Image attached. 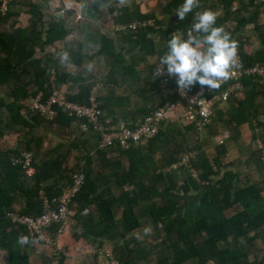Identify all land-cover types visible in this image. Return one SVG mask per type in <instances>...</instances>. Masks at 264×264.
I'll use <instances>...</instances> for the list:
<instances>
[{"label": "trees", "instance_id": "1", "mask_svg": "<svg viewBox=\"0 0 264 264\" xmlns=\"http://www.w3.org/2000/svg\"><path fill=\"white\" fill-rule=\"evenodd\" d=\"M230 1L225 0L227 3ZM182 3L183 0H169L165 4V11L170 13ZM27 12L30 15L29 26L15 27V22H12L9 24L11 28L9 31L2 30V27L17 13L11 11L9 7L7 12H0V86L8 87L6 98H0V139L5 134H19L25 130L27 135H31L32 130L40 122L51 123L33 113L28 108L27 101L39 92L43 93V99L47 97L48 72L53 69H50L48 59L37 57L36 52L43 50L55 40L63 38L64 32L58 25L45 28L43 13L38 4L29 3ZM114 14L116 25L126 26L118 31H122L132 48L139 47L143 55L152 53L163 55L167 50V39L171 38V34L176 30L186 33L184 31L191 27L195 9L184 21L179 20L175 26L163 30L166 43L162 48L156 46L154 38L150 35L152 32H158L154 24L140 25L135 29L129 28L130 23L149 20L150 17L155 18V14H144L138 7L130 6L119 8ZM223 21L224 18H217L216 24L222 26ZM244 22L245 20L239 19L237 27ZM230 33L238 42V53L244 66L264 61V46L255 53L248 54L243 51V42L239 35H235L234 31ZM123 49L124 47L118 49L113 39L107 36L101 37L99 53L106 57L110 65L108 77L111 80V77H115L117 73H122V83L131 86L134 82L131 80L132 74L136 75L137 71L134 63L127 62ZM69 55L72 57V53ZM55 71V85L59 88L60 83L67 81V75L57 69ZM112 81L115 80L112 79ZM241 81L242 97L228 98L221 106L223 110L219 109L220 115L225 116L223 122L235 130L238 125L245 122L258 123L260 108L264 110V82H260L256 76L249 75L244 76ZM154 85L153 88L156 87V83ZM90 87L85 84L80 87L77 95L66 97L70 101L89 105ZM258 94L262 97L260 104L255 99ZM150 96L152 99L157 98L158 101L151 108L140 109L139 120L164 102L162 96ZM107 100V103H101L100 99L96 100L104 116L112 104L117 106V100L123 102L125 99L120 97L117 100L116 98H107ZM119 106L124 105L120 103ZM57 112L53 123L61 127H69L72 122H77L75 117L70 116L67 111L57 109ZM137 122L126 127H133ZM176 122L178 121L164 123L159 133L145 146L126 151L119 147L99 150L98 135L84 133L85 142H89L90 145L85 146L86 154H79L71 167L67 162L68 156L72 150H80L82 145L74 143L63 154L61 151L63 147L58 146L52 152H61V154L56 153L58 156L55 158L40 162H38L39 152L30 147L32 138H28L23 144L24 147L20 149L18 148L21 144L18 148L0 146V253L5 255V261L1 264H36L29 260L27 253L32 244L21 246L17 243L19 235H28L26 229L14 224L7 216L8 212H15L12 208L14 202L20 199L24 203L22 211L16 212L37 216L42 210L40 192L47 198L57 197L62 188L70 185L71 175L78 170H83L86 174L85 184L74 201L77 205L76 219L80 226V235L85 239L106 238L110 241L122 242L116 243L117 250L114 248L116 257L122 264L139 263L149 257L145 247L135 243L131 248L130 241L127 239L128 234L143 225L144 219L156 226L165 224L167 234L175 235V240L170 244L173 260L168 264L187 262L189 264H264L263 261L246 262L244 254L239 249L220 248V245L230 238L233 240L243 238L247 241L246 237L249 233L264 227V199L261 196L260 186L255 182L239 185L238 175L232 171H225L220 176V160L226 154L224 146H219L212 159L204 153H199L195 162V159L191 160L190 167L180 166L169 173L158 171L155 161L156 153L169 148L186 133L196 131L193 127L179 128ZM211 124L205 129H208ZM90 136L96 137V149L93 152L97 154L103 170L95 171L93 168L94 153L92 154L93 143ZM262 147L264 148V137ZM23 150L33 155L32 166L35 173L30 178L25 176L20 165L13 163V159ZM178 150L179 147L175 145L172 152L165 156L167 166L177 162ZM110 152H114L117 156L108 157ZM259 166L263 169L264 161H261ZM106 169H110L111 175L106 174ZM191 170L197 172L198 181L207 183L206 187L201 188ZM212 177L217 179L212 181ZM147 179L151 180V184L146 183ZM159 183L164 184L162 189H159ZM179 183H181L180 190L183 191L182 196L175 193ZM127 184L134 186L137 191H126L124 187ZM101 185L102 189H100ZM113 187L120 189L118 195L113 192ZM192 189H199V191L190 194ZM143 196L148 204L143 208V214L140 216L136 207ZM157 198L159 202L155 201ZM179 202H181L180 205ZM234 208L236 211L227 216L226 211ZM86 209L89 213L83 215ZM118 211L121 214L120 219L116 217ZM201 236L202 240L196 241L195 238ZM159 262L166 264L165 258Z\"/></svg>", "mask_w": 264, "mask_h": 264}, {"label": "crops", "instance_id": "2", "mask_svg": "<svg viewBox=\"0 0 264 264\" xmlns=\"http://www.w3.org/2000/svg\"><path fill=\"white\" fill-rule=\"evenodd\" d=\"M168 1L130 0L128 5L132 8L138 7L144 14H155V18L150 17L149 19L153 20L152 24L158 32H152L150 35L154 38L158 48H162L166 43L163 30L175 26L179 21L175 15L177 8L170 13L165 11V4ZM31 2L39 5L43 13L45 28L58 25L64 32L63 38L55 40L43 50H37L36 56L48 59L50 69H57L67 75V81L58 86L66 96L77 95L80 87L86 84L91 86V98L100 99L101 103H107V98H116V100L120 97L124 98L123 102L117 100V106L112 104L110 109L105 112L106 119L111 122L113 127L130 126L131 123L140 119L141 116L138 115L140 109L156 105L158 99H152L150 95H152L151 92L155 86L153 74L156 65L160 62V55L158 53L143 55L139 47L132 48L124 38L122 31L116 29L114 13L119 9L118 6H115L116 0H96V3H92L93 0H73L72 10L64 8L65 0H11L9 8L17 15L11 17L2 30L9 31L11 29L9 24L12 22H15V27H28L30 15L27 9ZM203 9H211L217 13V18H224L222 26L227 31H234L235 35H239L243 42L244 52L253 54L264 46V0H231L229 3L225 0H200V6L195 9V13ZM239 19L245 20V22L237 27ZM182 34L186 39L187 33L182 32ZM103 36L113 39L118 49L124 47L123 54L127 62L135 64L138 75L132 74L131 80L134 82L131 86L122 83V73H117L115 77H111V80L108 77L111 70L110 65L107 63L106 57L99 53L100 40ZM60 51L72 53L67 66L61 65L59 62L57 53ZM76 59L77 61H75ZM88 63L95 65V71L85 74V67ZM7 92L8 87L0 86V98H6ZM120 103H123L124 106H119ZM22 113L25 114L24 111ZM259 123L261 124V122L254 121V126L252 123L245 122L238 126L249 125L255 128ZM261 126H264V122ZM25 131L19 133L21 136L14 144L11 143L12 141L9 143L7 139L12 137L10 134L13 133L5 134L0 141L3 142V147L7 148H18V145L21 144V147L18 148L20 149L24 147L23 144L28 138H32L30 147L39 152L38 162L55 158L58 156L57 154H61V152H52L58 146L63 147L61 150L63 154L74 143L82 145L80 150L70 152L67 160L69 164L71 159L75 161L79 154H86L85 146L90 145L89 142H85L84 135L86 133L83 135L84 132L81 130L79 122H72L69 127H61L53 122H40L32 130L31 135H27ZM60 134L63 135V139L56 138ZM49 138L51 139L49 140ZM6 139L7 141H5ZM116 156L117 154L114 152L108 153L110 158ZM76 206L75 203L72 205L69 224L64 234L57 239L56 246L52 248L39 242L32 244L27 250L30 261L36 264H49L52 261L54 250L59 249L62 252L63 261H66L67 264H102V260L98 258L97 250L105 248L107 244L105 242L110 240L83 238L80 235L81 230L76 219ZM12 208L21 212L24 208L23 201L16 200ZM256 232L264 233V227ZM252 241V238H247V242ZM246 262L252 261L248 259Z\"/></svg>", "mask_w": 264, "mask_h": 264}, {"label": "built area", "instance_id": "3", "mask_svg": "<svg viewBox=\"0 0 264 264\" xmlns=\"http://www.w3.org/2000/svg\"><path fill=\"white\" fill-rule=\"evenodd\" d=\"M10 1L0 0L1 13L7 12ZM152 23L153 20L151 19L134 21L129 24V28L135 29L137 26ZM125 27L124 25H116L117 30H123ZM246 75L256 76L260 82H264V61L255 62L251 66H244L238 53V64L233 75L230 79L224 81L220 88L212 90L207 86L196 83L191 89H184L183 93L176 84L177 78L168 75L166 66L163 74L156 75L154 71L153 82L156 83V87L151 94L157 97L162 96L164 102L149 115L139 120L133 127H113L99 109L95 98H90L89 105L70 101L65 93L55 85V70L48 72L47 97L43 99V93L39 92L35 96H31L27 104L33 113L47 122L55 120L58 113L57 109L67 111L70 116L75 117L79 122L84 133L98 135L97 148L99 150L119 147L121 150L126 151L145 146L159 133L164 123L171 121H178L185 127H193L196 131H204L206 126L211 124L215 110L220 109L228 98L241 97V80ZM224 138V136H220V139L216 140L217 144L223 145ZM260 149L264 155L262 145H260ZM190 158L191 160L195 159V153H191ZM32 162V153L24 150L13 159V163L20 165L28 178L35 173ZM185 165L187 166V163ZM85 181V172L78 170L71 175L70 185L62 188L60 195L57 197L47 198L40 192L42 210L39 215L29 216L10 211L7 216L14 224L23 226L30 238H35L44 245L55 247L57 239L64 234L69 224L72 216L71 207L82 190ZM88 213V209L83 211V214ZM97 255L102 260V264H122L113 249H99ZM49 264L67 263L63 261L62 252L55 249L52 261Z\"/></svg>", "mask_w": 264, "mask_h": 264}, {"label": "rangeland", "instance_id": "4", "mask_svg": "<svg viewBox=\"0 0 264 264\" xmlns=\"http://www.w3.org/2000/svg\"><path fill=\"white\" fill-rule=\"evenodd\" d=\"M256 101L259 104L260 102H262V97L260 94L256 96ZM260 110L261 111L257 120L258 122H261V124H257L255 128H252L249 125H245L242 127L238 126V128L235 130L233 127H230L229 125L223 122L225 116L223 114L220 115V110L217 109L213 117V123L208 127V129H205L204 131L188 132L185 136L179 137L169 148H166L156 153L155 161L157 163L158 171L162 173H169L172 171V169H174L173 167L179 168L180 166H186V163L187 166L190 167L192 165L190 158L191 153H195L194 162L196 161V157L199 155V153H204L209 159H212V157L216 154V151L220 146L217 144L216 140L220 139V136H224V144L221 146H224L226 148V154L223 155L220 160V176L225 171H232L238 175V184L241 186L247 183H257L262 190L261 196L264 199V168H259L260 162L264 161V155L260 149V145H262V138L264 137V126H261L264 122V110L262 107L260 108ZM176 124L179 128H185V126H183L179 122H176ZM252 124L255 126L254 121L252 122ZM10 135L12 137H9L7 139L9 140V143L12 141V144L16 143V141L21 136V134ZM56 138L63 139L64 137L60 134L59 137L57 136ZM7 139L5 141H7ZM50 139L51 138H49V140ZM90 139L93 143V168L95 169V171L103 170L102 163L98 159L97 154L93 152L96 149V137L94 138L90 136ZM0 144L1 146H3L2 141H0ZM175 145L179 147V152L176 155L177 162L172 166H167L164 160L165 156H168L170 152H172ZM198 147H200V150H198ZM74 164L75 162L73 161V159H71L69 163L70 167ZM82 165H84V163H82ZM125 166H127L126 162ZM105 171L107 175H111L110 169H106ZM191 173L193 177L198 181L197 172L191 170ZM211 179L212 181H215L217 177H212ZM146 183L151 184V180L147 179ZM198 183L201 185V188H204L207 185L206 182L200 180L198 181ZM177 186L178 187L175 189V193L182 196L183 191L180 190L181 183H179ZM158 187L159 189H162L164 187V184L159 183ZM102 188L103 186L101 185L100 189ZM113 188V192L117 193L118 195L120 193V189H118L117 187ZM134 188V186L129 184L124 187L126 191H137V189ZM198 191L199 189H192L190 191V194L197 193ZM143 198L144 196L141 197L142 200L136 207V210L140 216L143 214V208L148 204V202ZM155 201L159 202L160 200L159 198H157L155 199ZM180 204L181 202H179V205ZM235 211L236 208L227 210L226 215L230 216ZM116 217L118 219L121 218L120 211L117 212ZM142 222L143 225L134 232L141 231L146 225H150L152 227V233L150 236L145 237L143 240H137L133 236L134 232L127 235V239L130 241L131 248L134 247L135 243H139L142 247H145V249H147L149 253V257L147 259L135 264H161L159 261L162 258H165L166 264L171 263V261L173 260V251L170 247V244L175 240V235H168L166 231V226L163 223L156 226L146 219L142 220ZM246 238H252L253 241L247 242L243 238L239 240H233L230 238L226 243L221 244L220 248L223 247L230 250L239 249L244 254L246 260L249 259L250 261L255 262L264 261V233L251 232ZM195 239L196 241H201L202 236L196 237ZM116 243L122 242H118L117 240L107 241L105 242V248L114 249ZM116 248L115 250H117ZM0 255L1 264L3 263V261H5V255L2 252L0 253ZM185 264L189 263L187 262Z\"/></svg>", "mask_w": 264, "mask_h": 264}, {"label": "clouds", "instance_id": "5", "mask_svg": "<svg viewBox=\"0 0 264 264\" xmlns=\"http://www.w3.org/2000/svg\"><path fill=\"white\" fill-rule=\"evenodd\" d=\"M92 3H96V0ZM129 3L130 0H116L115 6L124 8ZM199 6L200 0H183L177 7L175 15L184 21L187 15ZM64 8L72 10L73 0H65ZM216 21L215 11L211 9L197 11L191 27L184 31L187 33L186 39L179 30L173 32L171 38L167 39V50L159 56L160 63L155 69V74H163L166 66L168 75L177 78L176 84L181 93L184 89H191L196 83L212 90L220 88L224 81L231 78L238 64V42L223 26H218ZM57 56L61 65L67 66L70 63L67 51H60ZM94 71L95 65L88 63L85 74ZM151 233L152 227L146 225L141 231L134 232L133 236L137 240H143ZM17 243L24 246L30 243L34 245L37 241L30 239L29 235L21 234L17 237Z\"/></svg>", "mask_w": 264, "mask_h": 264}]
</instances>
